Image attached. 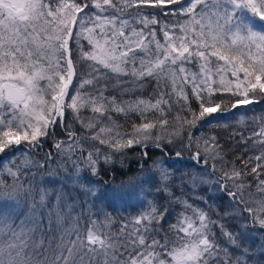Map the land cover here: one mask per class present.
<instances>
[{"label": "snow or ice", "instance_id": "snow-or-ice-1", "mask_svg": "<svg viewBox=\"0 0 264 264\" xmlns=\"http://www.w3.org/2000/svg\"><path fill=\"white\" fill-rule=\"evenodd\" d=\"M262 102L264 0H0V264H264V112L247 108ZM228 120L251 128L233 133L234 159L201 131ZM136 148L143 163L109 207L152 181L161 199L115 232L103 209L80 226L65 180L92 193L90 177ZM185 153L198 170L172 169Z\"/></svg>", "mask_w": 264, "mask_h": 264}, {"label": "trees", "instance_id": "trees-1", "mask_svg": "<svg viewBox=\"0 0 264 264\" xmlns=\"http://www.w3.org/2000/svg\"><path fill=\"white\" fill-rule=\"evenodd\" d=\"M193 70H195V69L193 68ZM110 83L115 84L116 82L111 81ZM152 91H153V87H146L145 89H143L141 91L140 94L143 97L147 98L149 95H151ZM119 98H123V99L127 100V99H130L132 97H130L128 95H122V96H118V99ZM247 108L252 109V111L248 112L249 116L254 115V114L259 115L261 112H264V102H262L258 105H249V106H247ZM239 112L241 114H243L244 109L241 108L239 110ZM114 118L118 122L124 124L126 128L133 121L139 122L135 116H133L131 119H128L122 115H117ZM227 123L229 125H232L233 127H229L228 129H225L223 127L216 126V124L214 123L212 126L205 127L201 131H202L203 135H206V136H210V135L217 136L218 138H220L221 143H223L226 148H231L232 152H231L229 159H234L237 156H244L245 155V147L242 144L238 143V137L234 136L233 133L237 132L240 128H245V136H247V135L251 134V128L248 126H245V125H237L236 120H228ZM49 150H51L53 153L55 152V149L52 147V144L46 143L44 145V148L40 150V155H43L44 152L49 151ZM155 151L156 150L153 149V152H155ZM150 155H151V153H150ZM36 158L39 159L40 156H36ZM4 163H5V165L8 164L7 158H5ZM141 163H143V161L141 160V150L139 148L130 149L126 152V154L124 156L113 158V162L108 164V165H105L104 169L101 170L99 175L91 176L90 177V181H91L90 183H96L101 187V188L99 187L100 190L98 193V200L103 202V199L106 198L105 192L103 190V187H105V185H107V184L117 185V184H120L121 181L126 180L128 178V176L135 175L137 173V171L139 170ZM169 163L172 165L173 170L184 169L185 171H188V172H191L193 170H198V169L194 168V165H193L192 161L188 158L187 153H185V156L179 160L176 159L175 157H172V159L169 161ZM145 168H147V165H145ZM42 174H44V173H42ZM176 175L179 176L180 172H177ZM62 178H63V175H62ZM0 179H10V178L7 177L6 175H3V176H0ZM154 183H155V181L151 182V184H154ZM151 184L145 185L146 190L152 192L151 196L144 195L143 199H141V200L137 199V200L133 201L130 199L131 201L129 202V205L126 203V205L119 207L118 212H113L112 208L109 207V204L108 203L105 204L106 205V207H105L106 211L108 213H111L114 220H115V223L113 224V227H112L113 232H115L120 227L121 223L129 222L139 212L146 210V207H147L146 205L141 207V203H140L141 201H148V200L153 201V200H160L161 199V197L156 193L155 189L152 188ZM68 189H69V187L66 186L64 188L65 192H68ZM75 193L77 195H79V197H82L81 191L79 190L78 187L75 188ZM181 194H183L184 198H189V202H191L192 200L198 201L199 197H201V196H212L214 203H213V201H209V203H212L213 207H221V206L226 205L228 203L227 197L220 198L221 193L215 192V191H204V190L198 189L196 191V193H192L190 188L184 187L182 190H179L176 192V195H181ZM71 197H73V196H71ZM171 208H172V215L167 217L168 223L174 222V217H175L176 213L180 211V209L176 207L175 203H173L171 205ZM82 219L84 221L83 222L84 224L82 226H84L87 224L88 217L85 214H82ZM64 226L70 227V221L65 220ZM165 228L167 229V224L165 225ZM53 229L55 230V225H53ZM45 231H46L47 236L52 235V233L47 232V229ZM44 242L46 244L47 239H45Z\"/></svg>", "mask_w": 264, "mask_h": 264}, {"label": "rangeland", "instance_id": "rangeland-1", "mask_svg": "<svg viewBox=\"0 0 264 264\" xmlns=\"http://www.w3.org/2000/svg\"><path fill=\"white\" fill-rule=\"evenodd\" d=\"M18 156H19V154H17V157ZM17 157H13L12 159L15 160ZM42 177L45 178V179H47V177H46L45 174L40 173V174H38L35 177V179H34L33 182L34 183H40ZM65 183L69 187L68 192H66V193L68 194V204L69 205H72L71 216L73 218H75L76 216H80L81 217V219H80V226H82L84 224L83 223L84 221L82 219V214H85L89 218L90 212L91 213H97L101 209H103L104 211H106V209H105L106 205L105 204L108 203L109 205H111L113 203L112 189H113V186H115V185L107 184V185H105V187H103V190L105 192V197L106 198L103 199V202H102V201L98 200V193H99V190L101 188L98 184H96V183H88V187L92 188L93 189V192L92 193H85L83 190L80 189V187L78 185L72 184L71 181L65 180ZM117 185H119V184H117ZM49 187H57V188H59V187H61V185H49ZM76 187H78L79 190L81 191V196L82 197H79V195H77L75 193V188ZM196 191H192V193H196ZM71 196H73V197H71ZM143 196L144 195H141L139 198H135V197L129 198L127 196H124L117 203V207L118 208L119 207H122L123 205H126V203L129 205V202L131 200H133V201L134 200H137V199L138 200H141V199H143ZM148 201H151V200H148ZM65 211H67V209H65ZM90 218L96 219L97 217L96 216H91ZM67 221H70V227H72L71 220H67Z\"/></svg>", "mask_w": 264, "mask_h": 264}]
</instances>
